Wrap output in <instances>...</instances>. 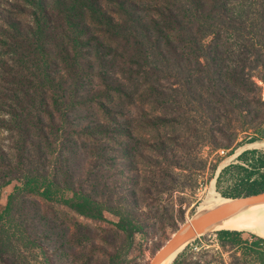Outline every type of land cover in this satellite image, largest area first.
<instances>
[{
  "label": "trees",
  "instance_id": "1",
  "mask_svg": "<svg viewBox=\"0 0 264 264\" xmlns=\"http://www.w3.org/2000/svg\"><path fill=\"white\" fill-rule=\"evenodd\" d=\"M0 133V264H120L77 217L114 215L132 239L160 211L139 207L145 195L184 190L182 178L208 168L206 147L264 140V0H6ZM238 160L217 178L221 195L264 191V152ZM126 172L127 185L113 179ZM215 233L264 264V238ZM171 264L227 263L187 245Z\"/></svg>",
  "mask_w": 264,
  "mask_h": 264
},
{
  "label": "rangeland",
  "instance_id": "2",
  "mask_svg": "<svg viewBox=\"0 0 264 264\" xmlns=\"http://www.w3.org/2000/svg\"><path fill=\"white\" fill-rule=\"evenodd\" d=\"M5 2L6 0H0V6ZM3 138L4 135L0 133V141L3 142ZM253 149L264 152V140H259L253 143H245L237 147L231 154L229 150L221 149L215 152L206 147L203 150V155L209 159L208 168L203 172L197 171L187 174L184 179L182 178V182L184 183L185 181V185H187L184 190L183 188L179 189L178 187H175L174 190L171 191L165 187L164 190L160 191L159 187H157L153 188L151 194L145 195L144 206L140 204L139 207L153 210L158 208L160 211L157 212V215L155 216H149L144 224L143 230L141 232H137L132 239L128 238L125 233L116 230V227L112 222L117 221L118 218L114 215L107 214V218L110 222L104 221L101 223H95L81 217L77 218L82 222L91 223L94 228H96L97 232H99V237H101L103 241L101 245H104L108 251H113L115 247H118L119 253L121 254V257L119 258L120 264H149L156 252L184 222L189 220L196 213L224 202L217 197L218 195L224 200V198L221 197V193L217 189V178L220 172L230 164L239 163L240 161L238 160V156L243 151ZM213 164H217L216 170L212 169ZM128 174L130 173L126 172L124 175L116 174L113 179H115L118 184H122V186L127 185V183H130L131 178V176H127ZM17 184L18 182H13L2 189L1 204L3 207L7 202L8 195L13 191L15 185ZM231 185L232 178L230 173H227L223 176L220 186L222 189H227L230 188ZM160 187L162 189L164 188V186ZM128 201L129 203H132V198H129ZM180 209H183L184 212L180 213ZM172 213H175L176 217H178L177 214H182L183 216L181 219H176V217H174L175 222L172 224ZM62 216L66 217V219L70 221L74 220L73 217H75V214L68 212L66 214L62 213ZM238 231L241 232L242 238L248 239L249 242H254L258 238H264V236L251 231ZM215 232L216 231L201 235L189 242L188 245L193 248L203 247L204 249H212L213 251L219 252L227 264H260L255 256L256 253L252 251L251 248H248L249 244L243 243L229 245L227 249L224 250L219 245L217 234ZM258 248L264 249V244L260 245ZM91 249L92 248H90V250ZM101 254H103V252ZM206 258L209 259L210 257ZM206 258H204V260ZM102 263L103 261H99L96 264ZM79 264H81V262Z\"/></svg>",
  "mask_w": 264,
  "mask_h": 264
},
{
  "label": "water",
  "instance_id": "3",
  "mask_svg": "<svg viewBox=\"0 0 264 264\" xmlns=\"http://www.w3.org/2000/svg\"><path fill=\"white\" fill-rule=\"evenodd\" d=\"M221 197L226 200L196 213L184 222L156 252L149 264H161L173 255L174 260L195 238L209 232L222 230L219 227L225 220L237 215L243 209L264 203V191L235 198Z\"/></svg>",
  "mask_w": 264,
  "mask_h": 264
},
{
  "label": "bare ground",
  "instance_id": "4",
  "mask_svg": "<svg viewBox=\"0 0 264 264\" xmlns=\"http://www.w3.org/2000/svg\"><path fill=\"white\" fill-rule=\"evenodd\" d=\"M219 229L247 230L264 236V203L243 209L237 215L225 220ZM173 258L174 255L161 264H168Z\"/></svg>",
  "mask_w": 264,
  "mask_h": 264
}]
</instances>
